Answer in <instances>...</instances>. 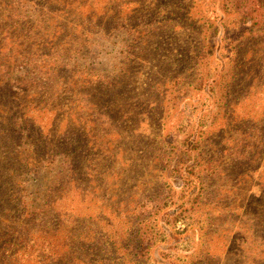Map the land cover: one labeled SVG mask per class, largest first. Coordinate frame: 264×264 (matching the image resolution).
Instances as JSON below:
<instances>
[{"label": "rangeland", "instance_id": "obj_1", "mask_svg": "<svg viewBox=\"0 0 264 264\" xmlns=\"http://www.w3.org/2000/svg\"><path fill=\"white\" fill-rule=\"evenodd\" d=\"M52 3V42L71 47L55 62L68 63L70 83L84 91L74 110L84 123L64 114L61 128L89 143L77 151L84 192L72 187L67 203L75 213L107 214L75 225L102 232L101 245L113 242L109 231H123L127 244H110L109 256L118 258L110 264H264V0ZM0 94V188L7 190L6 170L21 165L15 144L22 134L24 151L32 139L62 135L49 134L47 110L27 108L32 125L7 88ZM40 145L34 156L43 155ZM95 152L99 173L90 171ZM62 162L18 178L33 211ZM6 199L3 191L0 205ZM139 227L151 241L144 258L134 253Z\"/></svg>", "mask_w": 264, "mask_h": 264}, {"label": "trees", "instance_id": "obj_2", "mask_svg": "<svg viewBox=\"0 0 264 264\" xmlns=\"http://www.w3.org/2000/svg\"><path fill=\"white\" fill-rule=\"evenodd\" d=\"M52 2L53 0H0V89L7 88L19 109L26 108L22 112L23 116L28 115L27 108L47 110L51 113L50 122L49 119L46 120L48 129L50 127L49 134L52 132L53 136L62 135L58 140L32 139L26 152L19 147L24 134L20 137V142L15 144L18 151L15 158L21 161V165L16 170H6L7 190L0 188V194L7 192V199L0 205V264H108L109 261L118 260L117 257L109 256L110 244L111 247L116 246L115 240L127 244L123 235L121 236L123 231H109L113 242H108L111 241L109 238L101 245L98 236L102 232L75 224L80 218L85 220L87 216L100 222L107 218V214L99 210L93 215H85L82 213L83 209L82 212L75 213L67 203L72 187L84 192V165L77 163V157L87 152L89 143L68 137L72 133L71 127L61 128L64 114H72V117L84 123L83 114L80 111L74 112L76 108H81L84 97L80 96L84 95V91L83 87H78V80L70 83L69 79L74 76L72 67L69 68L68 63L55 62L59 57L68 55L71 47L58 48L52 42L57 39L54 27L58 14ZM22 9H28L29 13ZM249 16L252 24H259L258 16L253 13H249ZM241 18L249 19L246 15ZM57 85L59 88H55ZM75 91L74 96L78 99L71 100ZM3 99L0 94V101ZM27 119L34 125L35 122L29 115ZM98 143L93 141V145ZM37 144L44 147L43 155L39 152L34 156ZM39 147L41 151V145ZM79 150L82 151L81 154H77ZM98 153L90 154V157L93 156L92 160L90 158L91 172L96 170L99 173L103 170L101 162L94 165ZM108 154L109 159L115 157L114 151L108 150ZM59 158L63 159L62 166L48 188L46 201L41 208L33 211L24 201L27 190L21 185L24 181L18 178L27 177L29 173L40 170L46 161L53 163ZM97 167L100 170L95 169ZM194 169L192 166L191 170ZM108 170L109 167L106 171ZM83 194H80L82 198ZM157 200L162 201L161 198ZM104 202L105 200L102 203ZM137 235L134 253L139 258H144L149 253L151 241L147 231H141V227L137 230ZM103 251L104 254H100Z\"/></svg>", "mask_w": 264, "mask_h": 264}]
</instances>
